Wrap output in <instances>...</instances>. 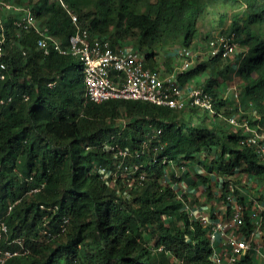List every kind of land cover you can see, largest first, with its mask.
Wrapping results in <instances>:
<instances>
[{
    "label": "trees",
    "instance_id": "trees-1",
    "mask_svg": "<svg viewBox=\"0 0 264 264\" xmlns=\"http://www.w3.org/2000/svg\"><path fill=\"white\" fill-rule=\"evenodd\" d=\"M3 1L28 8L63 46L76 30L70 10L93 38L114 48L132 42L130 49L164 76L181 65L182 51L196 46L211 11L230 12L222 35L234 34L248 54L238 53L234 63L204 57L177 77L183 88L199 87L193 82L208 73L211 115L142 101L85 104L81 63L56 51L45 56L38 34L16 25L21 14L0 7V64L7 66L0 67V220L11 240L30 250L6 264H215L208 230L190 219L171 187L170 161L193 166L190 188L205 186L212 204L219 192L228 214V196L244 203L246 190L257 191L264 201V189L254 188L263 186L264 164L225 120L239 113L235 99L219 93L236 72L242 102L254 113L240 119L264 124V0ZM154 131L160 133L153 137ZM113 147L130 152L128 173L116 172Z\"/></svg>",
    "mask_w": 264,
    "mask_h": 264
},
{
    "label": "built area",
    "instance_id": "built-area-1",
    "mask_svg": "<svg viewBox=\"0 0 264 264\" xmlns=\"http://www.w3.org/2000/svg\"><path fill=\"white\" fill-rule=\"evenodd\" d=\"M63 6L68 10L67 6ZM3 9L19 12L21 16L16 25L24 30H33L38 34L37 45L43 54L49 55L52 51L63 56L76 58L82 65L85 84V104H100L110 100L142 101L159 107H167L182 111L190 108L206 111L211 115L216 114L214 107L215 97L203 87L183 88L178 83V75L185 73L192 66L196 54L191 49L182 51L181 65L172 73L162 75L146 66L145 57L137 51L128 48H114L110 41L93 38L88 29L82 28L75 13L68 10L75 33L68 43L63 46L54 39L48 28H42L28 8L16 7L8 2L0 0ZM0 41V57L2 44ZM235 35H222L209 40L208 56L231 57L238 50ZM2 70L7 68L1 63ZM4 77L2 76V79ZM235 94V95H234ZM239 94L235 91L233 97L239 101ZM0 104H5L4 100ZM238 114L225 118L234 128L243 132L242 144L254 149L258 158L264 164V124H251L248 119H240L245 113L238 107ZM260 120V117H256ZM160 131H154L156 137ZM120 158L117 165V173H128L124 166V160L130 156V152L122 147H113ZM175 177L172 188L176 192L177 199L183 204V210L191 220L200 222L209 232L210 246L213 251L215 264H264V201L260 195L249 196L244 203L238 202L235 197L228 196L232 210L228 214L223 201H218L220 193L215 197L213 207L203 212L200 205L190 203V186L185 181L186 175H194L193 166L188 164L176 165L170 161ZM105 172V168H101ZM205 187V186H201ZM39 189L31 191V194ZM252 193V194H251ZM248 211L249 226L244 227V212ZM68 221H65L67 224ZM52 239L57 234H49ZM29 248L21 239H10V229L4 220H0V264H6L14 257L26 256Z\"/></svg>",
    "mask_w": 264,
    "mask_h": 264
},
{
    "label": "rangeland",
    "instance_id": "rangeland-1",
    "mask_svg": "<svg viewBox=\"0 0 264 264\" xmlns=\"http://www.w3.org/2000/svg\"><path fill=\"white\" fill-rule=\"evenodd\" d=\"M227 16L226 21H222L221 17ZM231 23V18H230V12H227V9L224 6H217L216 10L211 11L205 19L200 23V37L195 43V47L191 48V50L196 54L195 60L193 62V66L200 60H202L204 57H208L207 55V45L208 42L211 38L221 36L223 32L228 31ZM262 34H264V31H262ZM210 37V39H208ZM130 45H132V42L128 41L125 43L124 47L130 49ZM244 52L248 54L247 50L245 48L239 47L238 50L235 52L234 55L231 56V62L234 63L235 57L237 56L238 53ZM234 57V58H233ZM155 61L157 63H161V57L156 56ZM174 68H178L180 65L178 63H174ZM208 81V73H205L201 76H199L195 81L193 82V86H199V87H205ZM220 94L222 97L228 96V98L233 99V93L236 91L237 98L239 97V101L235 102L234 104L238 105V107L241 108V110L248 116H251L254 114L252 111V107L245 103L243 104L242 98H241V88H242V81L239 78L238 74L236 72H233L230 74L227 80L223 81L221 86H220ZM205 89V88H204ZM231 91V92H230ZM228 93H230L228 95ZM235 95V94H234ZM231 96V97H229ZM227 98V97H226ZM238 103V104H237ZM255 111V110H254ZM192 174V173H191ZM190 175V174H189ZM174 176V175H173ZM175 180V177L171 179V184H173ZM189 179L186 180V183L189 184ZM192 182V181H190ZM175 183V182H174ZM191 184V183H190ZM264 186V182L262 184ZM190 186V185H188ZM258 189L257 187H254ZM264 188V187H262ZM190 196L188 197V201L194 204H198L202 199L206 197V192H205V187L201 186H196L190 189ZM219 192H216V194ZM218 195V194H217ZM207 198V197H206ZM207 201V200H202V202Z\"/></svg>",
    "mask_w": 264,
    "mask_h": 264
},
{
    "label": "crops",
    "instance_id": "crops-1",
    "mask_svg": "<svg viewBox=\"0 0 264 264\" xmlns=\"http://www.w3.org/2000/svg\"><path fill=\"white\" fill-rule=\"evenodd\" d=\"M230 92H231V91H230ZM229 94H230V93H228V95H229ZM226 97L228 98V96H226ZM226 97H225V98H226ZM229 97H231V96H229ZM232 97H233V96H232ZM229 99H230V98H229ZM233 99H234V97H233ZM235 102H237V101L234 100V103H235ZM237 104H238V103H237ZM235 106H238V105L235 104ZM188 179L191 180V181H193V180H194V176H193V175H189V176H188ZM189 183H190V182H189ZM199 186H202V185L200 184ZM254 186L257 187L258 190H259V189H261V190L264 189V188H262V187H264V186H260V187H259L258 184H254ZM253 192H254L253 195H258V194H259L257 191H253ZM244 194H245L246 197L249 196L247 190L244 192ZM251 194H252V193H251ZM259 195H260V194H259ZM202 200H207V201L202 202ZM202 200H201L200 203H199L201 210H202L203 212H207V211H209L210 208L213 207V204H212L211 202H209L208 199H207L206 197H205L204 199H202Z\"/></svg>",
    "mask_w": 264,
    "mask_h": 264
}]
</instances>
